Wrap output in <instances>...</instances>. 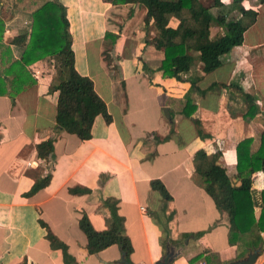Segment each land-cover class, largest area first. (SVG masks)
<instances>
[{"label": "crops", "instance_id": "obj_1", "mask_svg": "<svg viewBox=\"0 0 264 264\" xmlns=\"http://www.w3.org/2000/svg\"><path fill=\"white\" fill-rule=\"evenodd\" d=\"M57 1L65 7L74 67L92 80L95 96L89 100L98 104H84L92 116L90 137L60 131L53 141L54 159L44 161L36 157L34 144L54 136L56 92L48 90L55 82L54 68L44 72L39 61L33 62L28 67L34 82L23 85L13 101L0 94V264H125L116 243L87 252L79 227L82 214L94 229H118L128 237L131 264H154L165 255L168 239L173 253L168 264H226L241 258L243 245L238 249L228 242L227 215L206 193L202 172L216 156L237 183L236 142L251 137L250 149L259 145L264 130V3L221 0L228 14H237V2L256 9L253 23L243 31L241 43L222 53L221 64L208 72L201 71L198 53L189 51L192 61L183 79L176 80L161 73L158 42L164 38L146 23L142 3ZM7 32L5 28L4 36ZM218 33L221 27L212 22L210 36ZM9 34L0 44L19 53L21 43L13 41L18 31ZM190 79L195 80L190 89L195 107L185 116L180 109ZM239 87L257 105L250 118L244 117L249 101ZM170 117L169 138L155 140L153 135L168 133ZM48 170V182L25 194ZM153 178L169 198L150 186ZM262 188L264 174L255 170L250 185L255 216ZM47 230L65 244L67 255L50 245ZM259 234L264 239V232ZM252 264H264V242Z\"/></svg>", "mask_w": 264, "mask_h": 264}, {"label": "trees", "instance_id": "obj_2", "mask_svg": "<svg viewBox=\"0 0 264 264\" xmlns=\"http://www.w3.org/2000/svg\"><path fill=\"white\" fill-rule=\"evenodd\" d=\"M111 3L140 2L146 9V23L151 22L155 34L161 38L158 44L162 50L159 68L162 75L182 80V72L186 71L193 56L189 51L198 53L200 69L208 72L221 64L220 55L238 45L242 41L243 31L253 23L256 9L244 7L239 2L233 3L237 14L223 11L221 0H109ZM258 3L264 0H256ZM236 2V1H235ZM215 8L216 10H212ZM175 18V25L169 24L170 18ZM214 22L221 27V33L210 36V24ZM3 20L0 16V39ZM16 40V41H15ZM13 40L20 44L17 58L3 59L0 70V94H7L13 101L14 95L25 84L34 82L29 65L46 56L55 59V82L50 83L48 90L56 92L55 114L52 138H45L34 144L36 157L40 160H53V141L60 131L75 134L79 139L90 137L92 116L85 109L84 104L95 96L92 80L79 73L74 67L73 51L70 43L68 20L65 7L57 0H43L30 14L27 30L18 33ZM5 48V54L9 53ZM3 55V52H2ZM109 56L104 58L109 62ZM190 79V87L183 95L180 112L189 116L195 105L192 102L190 89L194 85ZM9 83L7 88L6 84ZM239 90L249 101L244 117L250 118L257 111V105L249 92ZM96 103V102H92ZM98 104V103H96ZM171 116V115H169ZM197 127L198 136L202 137L199 124L193 119ZM169 131L163 136L153 135L155 140L167 139L173 129V122L169 119ZM251 137H244L235 144V183L226 173L225 168L215 161L209 160L210 166L202 172L205 191L211 197L215 207L225 212L228 219V242L241 247L239 255L244 256L248 250L259 247L264 239L259 234L264 232V188L260 190L262 205L257 216L254 215L250 194L251 175L255 170L264 174V130L260 133V142L255 150L250 149ZM50 177L48 170L42 177L35 179L25 194H31L44 186ZM150 186L157 189L162 197L170 195L159 179L149 181ZM79 227L86 236V249L93 253L101 248L116 243L122 252V261L131 264L128 255L131 245L128 237L118 229H94L85 214L79 218ZM202 231L194 232L197 236ZM188 234V233H187ZM185 234V235H187ZM46 237L50 245L62 249L64 256L66 246L49 230ZM170 239L163 244L164 252L169 250ZM192 261L191 259L189 260Z\"/></svg>", "mask_w": 264, "mask_h": 264}, {"label": "rangeland", "instance_id": "obj_3", "mask_svg": "<svg viewBox=\"0 0 264 264\" xmlns=\"http://www.w3.org/2000/svg\"><path fill=\"white\" fill-rule=\"evenodd\" d=\"M43 0H0V16L3 20V29L1 32V39H5L6 41L10 39V33L13 34L14 31H18V33L24 32L27 30L29 26L30 21V14L31 11L38 6ZM28 20V23L23 24V21ZM8 28L9 32L6 33V36H4L3 32L4 29ZM13 31L11 32L10 30ZM9 48V53L5 54V48ZM234 46L231 47V49ZM229 51V50H228ZM3 52V55H2ZM11 58H17L18 52L13 51L10 46H7V44L3 43L0 44V70H2L3 67V59ZM39 61L41 70L44 72H49L52 68H54V63L56 62L53 56H46L44 58H41ZM108 62V61H107ZM39 66V65H38ZM54 70V69H53ZM55 72V70H54Z\"/></svg>", "mask_w": 264, "mask_h": 264}, {"label": "water", "instance_id": "obj_4", "mask_svg": "<svg viewBox=\"0 0 264 264\" xmlns=\"http://www.w3.org/2000/svg\"><path fill=\"white\" fill-rule=\"evenodd\" d=\"M161 110L164 116L168 117V108L166 106H162ZM258 252H259V247H254L248 250V252L241 258L233 261H229L226 264H252L255 261ZM172 256H173L172 251H167L165 255L161 259L154 262V264H168V262L172 259ZM125 264L127 263L125 262Z\"/></svg>", "mask_w": 264, "mask_h": 264}]
</instances>
